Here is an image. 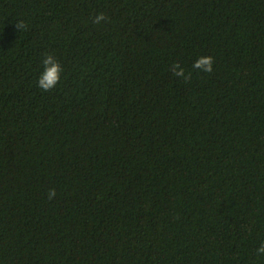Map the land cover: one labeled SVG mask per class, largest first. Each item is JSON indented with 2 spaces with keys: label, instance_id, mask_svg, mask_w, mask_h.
<instances>
[{
  "label": "trees",
  "instance_id": "obj_1",
  "mask_svg": "<svg viewBox=\"0 0 264 264\" xmlns=\"http://www.w3.org/2000/svg\"><path fill=\"white\" fill-rule=\"evenodd\" d=\"M261 245L264 0H0V264H264Z\"/></svg>",
  "mask_w": 264,
  "mask_h": 264
},
{
  "label": "clouds",
  "instance_id": "obj_2",
  "mask_svg": "<svg viewBox=\"0 0 264 264\" xmlns=\"http://www.w3.org/2000/svg\"><path fill=\"white\" fill-rule=\"evenodd\" d=\"M106 20H107L106 15L104 13H99L93 19V23L100 24ZM24 27L25 25H23L22 23L17 24L18 29H23ZM42 63L44 66V70L37 81L38 87H40L44 91L53 90L60 82L63 68L59 63L58 59L50 53L45 54ZM213 64H214L213 57L211 56L200 57L194 62L193 68L206 73H211L213 71ZM171 70L173 75L176 77H180L185 80L191 79V73L185 75V69L178 62L172 65ZM55 195H56L55 190L54 189L50 190L49 199L54 198ZM257 254L264 255V245H261V247L257 250Z\"/></svg>",
  "mask_w": 264,
  "mask_h": 264
}]
</instances>
